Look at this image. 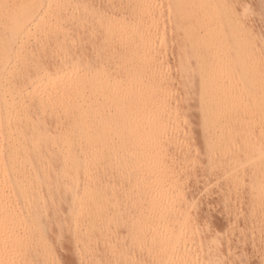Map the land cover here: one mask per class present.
I'll list each match as a JSON object with an SVG mask.
<instances>
[{
  "label": "bare ground",
  "instance_id": "6f19581e",
  "mask_svg": "<svg viewBox=\"0 0 264 264\" xmlns=\"http://www.w3.org/2000/svg\"><path fill=\"white\" fill-rule=\"evenodd\" d=\"M0 264H264V0H0Z\"/></svg>",
  "mask_w": 264,
  "mask_h": 264
},
{
  "label": "rangeland",
  "instance_id": "374dc122",
  "mask_svg": "<svg viewBox=\"0 0 264 264\" xmlns=\"http://www.w3.org/2000/svg\"><path fill=\"white\" fill-rule=\"evenodd\" d=\"M91 28L90 29H82V30H80V31H83V32H85L86 34H88L89 32H91ZM91 36H85L84 37V39H88V38H90ZM171 54H172V52L171 53H169V54H167L166 55V58H168L169 60H172V57H171ZM197 138V137H196ZM211 192V191H210ZM213 192V191H212ZM211 192V193H212ZM216 196V195H215ZM212 196H210V198H209V200L211 201V202H209V204L208 205H212V206H210V209H209V212H211V213H209V216H208V220L210 221V224L211 225H213L212 227H217V226H219L218 225V223H220V219H221V215H222V213L220 212V211H222V208H223V203H218L219 201H215L216 203H214V200L215 199H213L214 198V196H213V198H211ZM216 198H218L217 196H216ZM213 201V202H212ZM196 203V202H195ZM198 203V202H197ZM212 203V204H211ZM218 203V204H217ZM211 207H212V209H211ZM216 209V210H215ZM211 210V211H210ZM218 213V214H217ZM220 214V215H219ZM211 215V216H210ZM221 216V217H220ZM210 217V218H209ZM219 217V218H218ZM212 218V219H211ZM211 219V220H210ZM214 219H215V221H214Z\"/></svg>",
  "mask_w": 264,
  "mask_h": 264
}]
</instances>
